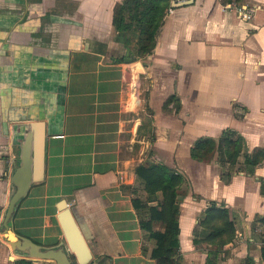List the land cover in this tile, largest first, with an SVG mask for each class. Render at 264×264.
Returning <instances> with one entry per match:
<instances>
[{"label": "crops", "instance_id": "1", "mask_svg": "<svg viewBox=\"0 0 264 264\" xmlns=\"http://www.w3.org/2000/svg\"><path fill=\"white\" fill-rule=\"evenodd\" d=\"M126 1L0 0V264H57L14 248L6 234L61 248V200L91 264H156L148 215L134 205L157 204L136 175L147 162L183 177L179 264H264V161L245 163L264 150V0H168L147 54L146 36L122 23ZM241 7L255 9L248 21ZM34 123L45 133L43 179L12 219L13 176ZM224 131L243 139L235 161L222 151L190 156L196 141L217 142ZM211 202L234 225L220 247L194 236Z\"/></svg>", "mask_w": 264, "mask_h": 264}, {"label": "trees", "instance_id": "2", "mask_svg": "<svg viewBox=\"0 0 264 264\" xmlns=\"http://www.w3.org/2000/svg\"><path fill=\"white\" fill-rule=\"evenodd\" d=\"M124 7V16L122 23L131 28L141 31L148 41V45L142 48L141 53L147 54L151 51L155 35L160 25L161 18L169 7L168 0H127ZM122 6L116 10L114 21L119 22ZM232 131H224L216 142L212 139H200L195 142L190 151V156L197 161L209 159L215 152H223L231 161H235L243 147V139L235 138ZM264 161V150L257 149L251 154L245 155V163L248 165H257ZM136 175L143 185L147 194V201L157 202L155 206H148L141 200H134V205L142 209L148 215V220L142 223V227L149 232V236L156 241V246L151 252V257L156 264H179L178 259V216L179 204L177 190L183 182V177L162 165L152 162L141 164L136 168ZM264 221V217L261 219ZM153 222L162 224V231L152 229ZM198 226L203 230L197 233V227L194 230V236L201 237L208 241L211 246L220 247L233 239L234 225L229 218L226 208L216 207L214 202L204 213ZM221 239V242L218 241ZM197 240L194 239V243ZM213 248V247H212ZM210 251V254H215ZM264 258V245L261 248Z\"/></svg>", "mask_w": 264, "mask_h": 264}, {"label": "water", "instance_id": "3", "mask_svg": "<svg viewBox=\"0 0 264 264\" xmlns=\"http://www.w3.org/2000/svg\"><path fill=\"white\" fill-rule=\"evenodd\" d=\"M31 128L29 147L27 151H24L22 163L13 176L17 190L9 202L7 211V216H11L12 219V213L18 207L20 199L26 197L33 184H37L43 179L45 133L40 123H34ZM56 207L58 210L56 218L62 230L66 247L61 242V248L43 251L30 239L17 238L10 231L6 234L7 238L12 242L14 248L27 251L34 258L54 260L57 264H72L69 257L71 254L76 264H91L92 255L68 204L61 200Z\"/></svg>", "mask_w": 264, "mask_h": 264}, {"label": "built area", "instance_id": "4", "mask_svg": "<svg viewBox=\"0 0 264 264\" xmlns=\"http://www.w3.org/2000/svg\"><path fill=\"white\" fill-rule=\"evenodd\" d=\"M168 11L171 12V9H169ZM254 11L255 9L252 7H241L239 9V16L243 20L248 21L252 17Z\"/></svg>", "mask_w": 264, "mask_h": 264}]
</instances>
